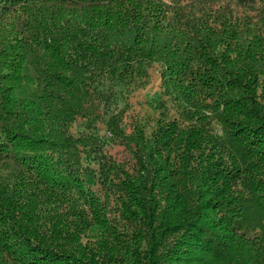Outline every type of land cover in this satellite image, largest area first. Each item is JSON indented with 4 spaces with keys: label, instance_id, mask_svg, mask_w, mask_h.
I'll list each match as a JSON object with an SVG mask.
<instances>
[{
    "label": "trees",
    "instance_id": "obj_1",
    "mask_svg": "<svg viewBox=\"0 0 264 264\" xmlns=\"http://www.w3.org/2000/svg\"><path fill=\"white\" fill-rule=\"evenodd\" d=\"M0 264H264V0H0Z\"/></svg>",
    "mask_w": 264,
    "mask_h": 264
},
{
    "label": "rangeland",
    "instance_id": "obj_2",
    "mask_svg": "<svg viewBox=\"0 0 264 264\" xmlns=\"http://www.w3.org/2000/svg\"><path fill=\"white\" fill-rule=\"evenodd\" d=\"M161 84L162 81L160 74L157 72H153L151 81L148 86L145 89L141 90L133 100L135 112H138L140 114H148L152 112L149 109V98H159L162 92Z\"/></svg>",
    "mask_w": 264,
    "mask_h": 264
}]
</instances>
